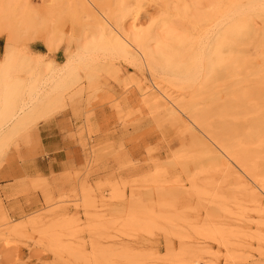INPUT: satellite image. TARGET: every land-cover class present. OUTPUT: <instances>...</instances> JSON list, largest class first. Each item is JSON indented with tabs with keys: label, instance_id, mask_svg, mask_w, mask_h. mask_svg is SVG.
Returning a JSON list of instances; mask_svg holds the SVG:
<instances>
[{
	"label": "rangeland",
	"instance_id": "1",
	"mask_svg": "<svg viewBox=\"0 0 264 264\" xmlns=\"http://www.w3.org/2000/svg\"><path fill=\"white\" fill-rule=\"evenodd\" d=\"M122 1L0 0V65L24 77L0 123V264H264V204L196 144L197 123L145 99L140 74L176 104L190 89L128 63L95 29L99 17L132 37L160 18L145 0L119 23L104 10ZM8 40L30 60L41 46L43 73L9 63Z\"/></svg>",
	"mask_w": 264,
	"mask_h": 264
},
{
	"label": "bare ground",
	"instance_id": "2",
	"mask_svg": "<svg viewBox=\"0 0 264 264\" xmlns=\"http://www.w3.org/2000/svg\"><path fill=\"white\" fill-rule=\"evenodd\" d=\"M88 11L85 0H74ZM145 0H123L114 11L105 13L117 18L135 20L144 10ZM158 21L148 29L135 30L129 36L124 27L112 29L113 23L96 17L95 29L103 37L113 35L111 48L131 64L143 66L144 60L153 73L168 83L190 89V96L176 104L161 85L148 84L146 71H141V93L148 102H157L174 120L194 131L202 128L196 144L213 159L235 174L254 204H264V0H157ZM106 23H105V22ZM201 29L194 36L189 30ZM36 48V49H35ZM28 56L12 53L6 44L10 61L18 67L33 66V73H43L39 50ZM31 50V49H30ZM44 55L46 53H43ZM72 60L66 62L68 68ZM0 65V81L7 87L4 99L0 93V123L14 105V94L24 77L14 75L15 68ZM9 93V95H7ZM25 110L12 113L7 125ZM189 115L187 120L182 112ZM5 114V115H4Z\"/></svg>",
	"mask_w": 264,
	"mask_h": 264
}]
</instances>
